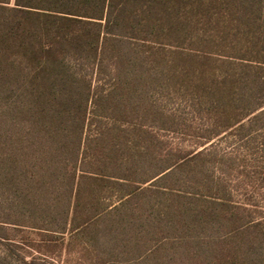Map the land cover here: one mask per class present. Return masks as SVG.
Here are the masks:
<instances>
[{
  "label": "trees",
  "instance_id": "16d2710c",
  "mask_svg": "<svg viewBox=\"0 0 264 264\" xmlns=\"http://www.w3.org/2000/svg\"><path fill=\"white\" fill-rule=\"evenodd\" d=\"M222 135L264 190V0H0V264H264Z\"/></svg>",
  "mask_w": 264,
  "mask_h": 264
},
{
  "label": "rangeland",
  "instance_id": "374dc122",
  "mask_svg": "<svg viewBox=\"0 0 264 264\" xmlns=\"http://www.w3.org/2000/svg\"><path fill=\"white\" fill-rule=\"evenodd\" d=\"M169 107L175 108V105L172 103L170 105L169 103ZM201 125H203V123ZM206 129V127L200 129L198 135L206 132ZM165 136L173 145L179 146L184 150H190L193 147L194 142L199 140L196 137L187 135L178 136L165 134ZM240 143L241 142L238 139H235L232 136H227L226 138L225 135L219 136L213 140V145L218 152H228L230 153L229 155L232 160H234L232 172L221 177L225 179V181H228V184L231 186L232 196L235 202L240 204H253L256 206L257 212L262 214V210H264V190L262 189V183L260 182L262 175V149L259 147L258 149L260 150L256 149V151H253L250 149L247 151L244 148H240ZM210 144H207L206 147ZM69 263L72 264V261Z\"/></svg>",
  "mask_w": 264,
  "mask_h": 264
}]
</instances>
